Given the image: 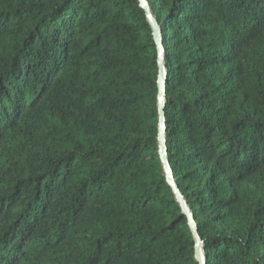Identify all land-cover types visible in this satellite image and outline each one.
<instances>
[{"label": "trees", "instance_id": "obj_1", "mask_svg": "<svg viewBox=\"0 0 264 264\" xmlns=\"http://www.w3.org/2000/svg\"><path fill=\"white\" fill-rule=\"evenodd\" d=\"M145 1L204 263L264 264V0ZM157 78L136 0H0V264H198Z\"/></svg>", "mask_w": 264, "mask_h": 264}, {"label": "water", "instance_id": "obj_2", "mask_svg": "<svg viewBox=\"0 0 264 264\" xmlns=\"http://www.w3.org/2000/svg\"><path fill=\"white\" fill-rule=\"evenodd\" d=\"M139 2L140 7L145 11L147 23L151 30V35L156 46L157 50V66H158V78H157V87H158V155L163 168L165 175V180L168 187L172 190L175 200L181 208V213L186 217L188 226L192 232L194 238V254L195 259L198 264H205L203 251L201 248V242L197 234L196 226L194 224L193 218L186 202L184 201L182 195L180 194L173 177V172L170 167L169 159L167 156L166 142H165V80L166 72L163 64V47L161 41L160 30L157 25L156 20L154 19L152 12L148 8V5L145 0H136Z\"/></svg>", "mask_w": 264, "mask_h": 264}]
</instances>
